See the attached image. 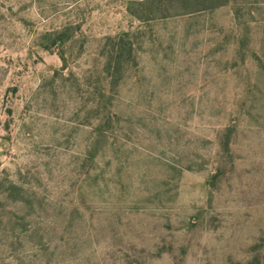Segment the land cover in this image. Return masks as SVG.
Segmentation results:
<instances>
[{"label":"rangeland","instance_id":"obj_1","mask_svg":"<svg viewBox=\"0 0 264 264\" xmlns=\"http://www.w3.org/2000/svg\"><path fill=\"white\" fill-rule=\"evenodd\" d=\"M0 264H264V0H0Z\"/></svg>","mask_w":264,"mask_h":264},{"label":"trees","instance_id":"obj_2","mask_svg":"<svg viewBox=\"0 0 264 264\" xmlns=\"http://www.w3.org/2000/svg\"><path fill=\"white\" fill-rule=\"evenodd\" d=\"M122 50L123 46L117 45L112 48V53L110 54V58L105 65V71L107 74L113 76L116 79L119 76V70L122 65Z\"/></svg>","mask_w":264,"mask_h":264}]
</instances>
